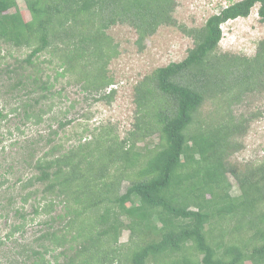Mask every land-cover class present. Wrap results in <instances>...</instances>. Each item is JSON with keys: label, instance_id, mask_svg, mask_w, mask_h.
Here are the masks:
<instances>
[{"label": "trees", "instance_id": "trees-1", "mask_svg": "<svg viewBox=\"0 0 264 264\" xmlns=\"http://www.w3.org/2000/svg\"><path fill=\"white\" fill-rule=\"evenodd\" d=\"M24 1L29 22L18 0H0V40L31 47L25 62L33 68L34 58L50 56L54 82L50 73L45 82L37 73L34 84L25 85L28 99L41 91L37 104L55 96L50 91L60 79L92 94L95 102L113 103L110 65L121 55L108 33L114 26L133 28L141 51L162 26L178 28L194 46L183 61L136 82L134 123L124 138L115 127L96 133L98 128L86 124L76 147L52 145L37 159L39 174L21 185V198L26 205L36 202L30 223L51 217L38 222L44 229L34 239L36 247L17 251L19 263L264 264V164L235 172L227 162L241 147L234 138L247 132L244 117H234L232 107L264 90V39L253 57L218 51L228 21L249 17L259 5L264 22V0L232 3L202 27L176 20L177 0ZM28 99L25 107L32 105ZM209 103L215 109L205 116L202 108ZM41 122L39 115L36 124ZM86 134L92 139L83 141ZM154 134L159 142L141 150L139 142ZM229 171L239 196L231 195ZM60 205L64 213L53 227ZM22 218L8 239L24 230ZM124 230L130 238L120 244Z\"/></svg>", "mask_w": 264, "mask_h": 264}, {"label": "rangeland", "instance_id": "rangeland-1", "mask_svg": "<svg viewBox=\"0 0 264 264\" xmlns=\"http://www.w3.org/2000/svg\"><path fill=\"white\" fill-rule=\"evenodd\" d=\"M239 1L241 0H177L174 16L179 23L188 27H202L212 15ZM18 6L24 20L31 21V14L25 1L18 0ZM258 8L259 5L252 10L249 17L230 20L222 26L223 38L219 44V52L247 57L256 54L258 43L264 39V22H261L258 16ZM108 33L115 43L119 44L121 53L110 65L111 74L116 79L117 90L111 105L93 101V95L82 91L78 86L67 87L66 79H60L51 89L50 92L55 96L48 95L47 99L37 104L34 99L41 94V91H38L33 94V100L28 99L25 85L28 84L30 87L34 84L32 79L37 73L44 82L47 81V73H50L51 81L54 82V68L46 62L50 56L43 53L38 58H34L35 68H33L25 62L31 53V47L17 48L0 40V112L3 114L0 117V261L2 264H20L17 251H20L24 245L36 247L34 239L40 235V229H44V225L38 222L48 221L51 217L43 216L30 223L32 206L36 202L26 205L21 198L24 193L21 185L27 178L39 174L33 166L37 159L52 145H63L66 150L76 147L86 124L91 129L98 128L96 133L100 131V127L108 125L115 127L119 136L124 138L134 123L133 87L136 82L159 67L183 61L189 49L194 46L191 38L171 26L159 28L154 36L146 40L143 51L136 44L138 35L133 28L117 25ZM21 81L24 82L23 86L14 88ZM60 90L63 92L61 97L57 95ZM46 93L48 91L42 92V94ZM27 99L32 105L25 107ZM214 109L209 103L202 108V112L206 116ZM254 114L256 115L253 116ZM39 115L42 116V122L36 124ZM232 115L237 119L244 117L247 132L234 138L241 147L228 158L229 169L238 172L264 164V90L248 94L240 104L232 107ZM85 138L83 141H89L92 135L86 134ZM158 142L159 134H154L145 141L139 142L138 147L141 150L144 147L153 148ZM228 178L231 195L239 196L240 187L231 171L228 172ZM128 185V181L123 183L122 193L126 191ZM38 187L42 189L43 185L40 184ZM16 210L20 211L19 214H16ZM63 213V205L55 209L52 214L56 218L52 223L53 227L59 225L57 217ZM22 215L27 220L24 230L8 239L6 235L12 231V228L23 222ZM129 238L130 231L124 230L119 243L125 244ZM121 260L115 264H124Z\"/></svg>", "mask_w": 264, "mask_h": 264}, {"label": "clouds", "instance_id": "clouds-1", "mask_svg": "<svg viewBox=\"0 0 264 264\" xmlns=\"http://www.w3.org/2000/svg\"><path fill=\"white\" fill-rule=\"evenodd\" d=\"M259 16V15H258Z\"/></svg>", "mask_w": 264, "mask_h": 264}]
</instances>
